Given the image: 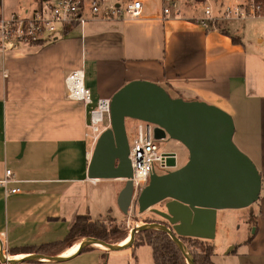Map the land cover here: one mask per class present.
I'll return each instance as SVG.
<instances>
[{"label": "crops", "instance_id": "crops-1", "mask_svg": "<svg viewBox=\"0 0 264 264\" xmlns=\"http://www.w3.org/2000/svg\"><path fill=\"white\" fill-rule=\"evenodd\" d=\"M181 4L180 16H165L142 0L137 18L94 20L82 29L60 30L24 52L0 56V178L9 168L18 180L0 187V241L8 254L62 240L78 215L93 218L115 205L119 209L122 180L87 177L95 144L85 135L90 106L68 98L65 84L70 71L81 69L94 103L141 79L162 85L173 97L206 101L230 114L234 143L261 174L259 197L248 206L254 229L250 233L246 222L237 239L228 238L224 256L206 240L215 264H264V65L231 28L206 29L209 21H198L203 10ZM14 186L19 191L9 192ZM91 201L99 205L90 206ZM130 211L122 219L127 223ZM75 244L58 254L71 252ZM91 246L94 264L114 251ZM20 254L27 253L10 256Z\"/></svg>", "mask_w": 264, "mask_h": 264}, {"label": "water", "instance_id": "water-1", "mask_svg": "<svg viewBox=\"0 0 264 264\" xmlns=\"http://www.w3.org/2000/svg\"><path fill=\"white\" fill-rule=\"evenodd\" d=\"M109 125L98 136L87 166L90 179H121L117 205L127 214L134 199L138 212L158 214L165 222H143L129 231L127 241L110 243L94 236L78 241L66 254L27 253L6 259L0 241V260L20 264L31 260L61 262L74 258L89 245L109 250L130 247L138 231L158 229L176 243L188 264H195L181 237L212 239L219 209L242 208L254 203L261 190V174L253 161L234 143L233 119L222 108L198 99L173 97L156 82L131 80L110 97ZM126 118L152 122L156 136L180 142L188 151L187 161L177 166L174 157L164 173L153 171L147 184L134 193L130 180L129 142ZM163 203L161 209L153 207Z\"/></svg>", "mask_w": 264, "mask_h": 264}, {"label": "built area", "instance_id": "built-area-1", "mask_svg": "<svg viewBox=\"0 0 264 264\" xmlns=\"http://www.w3.org/2000/svg\"><path fill=\"white\" fill-rule=\"evenodd\" d=\"M179 1L162 0L163 14L180 16L182 11L178 6ZM207 1L210 4L200 3L203 4V14L198 21L231 22L264 17V0H243L239 4L225 0L217 5L211 3L213 0ZM28 4L21 11L6 13L3 0H0V56L3 58L9 54L24 52L32 45L48 40L57 29L66 33L74 27L82 29L94 20L133 19L140 16L142 10V0H29ZM65 84L68 98L82 100L85 105L90 106L85 135L95 143L104 129L100 124L104 122L105 114L109 115L110 98H100L94 103L89 88L84 84L81 69L70 71L65 77ZM157 129L156 124L138 119L134 138L129 142L128 158L132 168L130 180L136 194L147 184L153 171L164 173L174 168L166 165L168 157H174L176 163L178 161L175 151L159 152V143L166 140L167 136H156ZM12 181L18 180L12 178V170L6 168L4 176L0 178V187ZM8 191L18 192L19 188L10 187ZM3 254L6 259L11 258L7 250L3 249ZM0 264L11 263L0 260Z\"/></svg>", "mask_w": 264, "mask_h": 264}, {"label": "rangeland", "instance_id": "rangeland-1", "mask_svg": "<svg viewBox=\"0 0 264 264\" xmlns=\"http://www.w3.org/2000/svg\"><path fill=\"white\" fill-rule=\"evenodd\" d=\"M225 0H213L211 3L218 4L219 2H223ZM234 4H239L243 0H227ZM182 3H186L188 6L194 3L193 8L202 11L203 4H210L207 0L197 1V0H180L178 6L182 9H185L182 6ZM29 0H3V8L6 13L11 11H21L25 9L29 4ZM197 3V4H195ZM203 3V4H200ZM212 4V5H213ZM149 5L151 11L162 9V0H149ZM213 5V6H216ZM188 14V13H187ZM212 26L226 28L228 26L231 28L233 33H237L239 37H241L243 43L246 45L247 50L251 53H255L257 58L260 62L264 65V17L261 18H252V19H245L244 21H231V22H220L219 20H215L211 22ZM60 32V29H57L54 33ZM53 33V34H54ZM138 119L133 118H126L125 120V127H126V134L128 137V142H132L134 135H135V125ZM110 123L108 119V115L105 114L104 122L100 124L103 128L107 127ZM159 152L163 151H175L177 153V167L183 165L188 159V151L187 149L178 141L168 138L159 143ZM123 182V181H122ZM101 189H95V192H100ZM99 205V202L91 201L90 206ZM153 207L161 209L163 207V203H157ZM131 219L130 222L127 223L122 219L127 217L122 211L117 209V206H113L112 210L109 211V214H104L103 212L98 211L97 214H93L94 220H103L104 222L108 223V219L118 220L117 222L125 227H130L128 230L135 226L136 224H141L144 221H151V222H165V219L151 212L150 210H146L142 213L138 212V206L134 199L131 207ZM96 210H94L95 212ZM250 210L248 206L242 208H225L220 209L219 217H216V224H215V235L212 240L214 244V250L217 255L224 256L227 252L228 248H225V245L228 241V238L237 239L240 235V232L243 230V227L246 222L250 224V228L248 231L251 233L253 232L254 226L251 225L250 222ZM217 216V215H216ZM133 225V226H132ZM240 225V228H238ZM230 228V229H229ZM158 230V229H157ZM129 231L128 234L129 235ZM161 231V230H160ZM123 236L119 238H115V242L120 243L123 242ZM210 243L209 241H207ZM211 244V243H210ZM64 249V248H63ZM63 249H59L57 253H62ZM132 250V249H131ZM131 250H120V251H110L106 253L104 256L105 264H154L151 247L148 244H141L134 247V254H131ZM11 255V254H8ZM77 259H71L67 261L68 263H61V264H94L95 263V256L91 250H86L78 255ZM38 261V260H37ZM43 261H38L42 263ZM21 264H29L28 262H24ZM49 264V263H48Z\"/></svg>", "mask_w": 264, "mask_h": 264}, {"label": "trees", "instance_id": "trees-1", "mask_svg": "<svg viewBox=\"0 0 264 264\" xmlns=\"http://www.w3.org/2000/svg\"><path fill=\"white\" fill-rule=\"evenodd\" d=\"M211 26L212 24L209 22L206 29ZM222 31L227 33L225 30ZM232 40L238 42V39L235 37H232ZM128 228L130 227L122 226L114 219H108V223H106L103 220H93L87 214H81L76 217L69 232L62 240L35 246L13 248L10 250V253H44L55 255L58 254L59 249L71 247L75 241L78 242L86 236H94L110 243H117L114 241L115 238L124 235V239L128 236ZM181 240L191 253L195 264H215L212 260V245L207 242L208 240L196 237H181ZM250 240L251 238L249 237L247 241ZM141 244H148L151 247L154 264H188L174 240L164 231L147 229L136 232L131 248L134 249V247ZM91 247L89 245L83 251L89 250ZM27 262L29 264H38L37 260Z\"/></svg>", "mask_w": 264, "mask_h": 264}, {"label": "bare ground", "instance_id": "bare-ground-1", "mask_svg": "<svg viewBox=\"0 0 264 264\" xmlns=\"http://www.w3.org/2000/svg\"><path fill=\"white\" fill-rule=\"evenodd\" d=\"M95 181H96V179L93 180V182H95ZM128 238H129V236L125 237V238H124V242L127 241ZM76 247H77V244H75V245L73 246L72 251L75 250ZM22 256H24V255H21V254H20V255L13 256V258H21Z\"/></svg>", "mask_w": 264, "mask_h": 264}, {"label": "flooded vegetation", "instance_id": "flooded-vegetation-1", "mask_svg": "<svg viewBox=\"0 0 264 264\" xmlns=\"http://www.w3.org/2000/svg\"><path fill=\"white\" fill-rule=\"evenodd\" d=\"M168 139V137H166ZM174 169V168H173Z\"/></svg>", "mask_w": 264, "mask_h": 264}]
</instances>
